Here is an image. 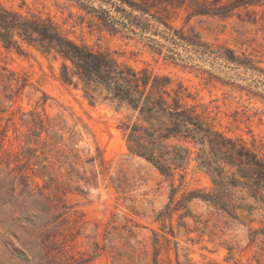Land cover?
Returning <instances> with one entry per match:
<instances>
[{
    "label": "rangeland",
    "instance_id": "rangeland-1",
    "mask_svg": "<svg viewBox=\"0 0 264 264\" xmlns=\"http://www.w3.org/2000/svg\"><path fill=\"white\" fill-rule=\"evenodd\" d=\"M0 2L169 76L215 127L264 152V0ZM141 18L147 30L131 32ZM64 64L73 75L54 53L0 42V264H264V235L248 230L264 227V207L240 189L232 197L248 210L238 218L184 199L210 191L209 176L192 159L169 178L131 154L121 127L135 117L98 92L89 98L76 75L63 81ZM43 201L64 212L49 238Z\"/></svg>",
    "mask_w": 264,
    "mask_h": 264
},
{
    "label": "trees",
    "instance_id": "trees-1",
    "mask_svg": "<svg viewBox=\"0 0 264 264\" xmlns=\"http://www.w3.org/2000/svg\"><path fill=\"white\" fill-rule=\"evenodd\" d=\"M139 11L141 17L150 14L144 8ZM138 21L141 24L131 23V32L147 30L148 20ZM0 42L17 49L26 45L42 54L54 53L70 61L72 74L81 81L89 98L94 99L98 92L103 100L124 105L135 117L134 121H123L121 127L129 152L145 159L163 176L173 178L193 159L198 169L209 176L212 189L192 191L184 199L199 198L238 218V210H248L232 197L231 192L240 189L264 207V152L256 150L254 144L249 145L242 137L215 127L194 106L188 105L184 99L188 95L181 83L173 87L167 75L120 63L107 52L70 39L51 18L10 8L1 2ZM64 72L62 80L71 82L73 75H69L66 64ZM173 191L161 211V218L171 217ZM52 208L43 201L38 226L44 238L50 237L64 213ZM248 230L250 240L256 234L264 235V227Z\"/></svg>",
    "mask_w": 264,
    "mask_h": 264
}]
</instances>
